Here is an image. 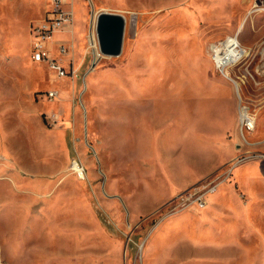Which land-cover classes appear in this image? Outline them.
<instances>
[{"label":"rangeland","instance_id":"rangeland-1","mask_svg":"<svg viewBox=\"0 0 264 264\" xmlns=\"http://www.w3.org/2000/svg\"><path fill=\"white\" fill-rule=\"evenodd\" d=\"M69 3L59 77L32 58L49 0H0V264H264V0ZM101 10L128 16L117 56L91 43Z\"/></svg>","mask_w":264,"mask_h":264},{"label":"built area","instance_id":"built-area-1","mask_svg":"<svg viewBox=\"0 0 264 264\" xmlns=\"http://www.w3.org/2000/svg\"><path fill=\"white\" fill-rule=\"evenodd\" d=\"M74 19V10L69 0H49V6L42 20L31 25V35L33 36L32 58L36 62L47 61L55 74L65 77L70 74V70L59 63L52 55L51 48L54 34L70 25ZM60 53L66 51L64 44H60ZM213 60L215 66L222 73H226L233 65L239 63L246 57V51L242 43L236 38L227 37L212 46ZM226 75V74H225ZM50 98H54L57 90L47 92ZM239 129L245 137V133H252L257 128V115L251 110L248 104L244 103L239 94L238 104ZM246 138V137H245ZM217 189V184H211L204 188H199L194 192L184 195L185 206L197 205L205 207L208 203V196Z\"/></svg>","mask_w":264,"mask_h":264},{"label":"water","instance_id":"water-1","mask_svg":"<svg viewBox=\"0 0 264 264\" xmlns=\"http://www.w3.org/2000/svg\"><path fill=\"white\" fill-rule=\"evenodd\" d=\"M127 21L118 12L101 10L98 12L96 32L100 55L117 56L123 50ZM93 62V67L95 66Z\"/></svg>","mask_w":264,"mask_h":264},{"label":"bare ground","instance_id":"bare-ground-1","mask_svg":"<svg viewBox=\"0 0 264 264\" xmlns=\"http://www.w3.org/2000/svg\"><path fill=\"white\" fill-rule=\"evenodd\" d=\"M98 15V14H97ZM97 15H96V17L94 18V22H93V27H92V30H91V33H90V40H91V43L93 44V46L95 47V54H96V56L97 55H100V50H99V47H98V38H97V32H96V21H97ZM125 18H126V21H128V16H125ZM136 26V25H135ZM243 27V25L241 24V27L240 28H242ZM231 38H234V39H238V37H236V36H233V37H231ZM239 40V39H238ZM246 51V50H245ZM229 69H227L226 70V76H229L230 78H232V75H231V73H230V71H228ZM236 81V80H235ZM236 83H237V81H236ZM217 190V189H216ZM216 190L215 191H213L212 193H214V192H216Z\"/></svg>","mask_w":264,"mask_h":264},{"label":"crops","instance_id":"crops-1","mask_svg":"<svg viewBox=\"0 0 264 264\" xmlns=\"http://www.w3.org/2000/svg\"><path fill=\"white\" fill-rule=\"evenodd\" d=\"M211 194H213V193H211ZM206 206H207V205H206ZM206 206H205V207H206Z\"/></svg>","mask_w":264,"mask_h":264}]
</instances>
